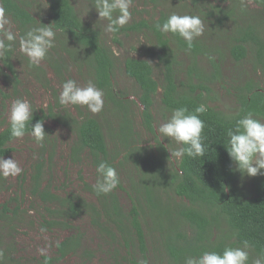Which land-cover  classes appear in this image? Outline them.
Segmentation results:
<instances>
[{"label":"rangeland","instance_id":"obj_1","mask_svg":"<svg viewBox=\"0 0 264 264\" xmlns=\"http://www.w3.org/2000/svg\"><path fill=\"white\" fill-rule=\"evenodd\" d=\"M28 12L44 26L50 25L49 0H19ZM81 23L95 30L104 47L110 51L114 61L113 88L118 97L128 101L125 111L117 109L104 95V108L99 114H93L85 106H61L58 102L61 84L67 79H74L78 84L84 85L91 79V74L83 61V49L73 41L57 32L55 47L49 51L47 58L38 66L42 72L38 73L29 64L26 56L19 52L18 39L20 32L18 26L11 17L6 16L12 31L18 33L17 48L14 51L12 64L15 77L4 68L0 60V131L9 124L10 105L16 98H26L32 104L35 112L46 110L50 107L56 116L44 123L45 133L48 135L43 146L38 145L34 138L25 135L22 140H14L10 147L13 150L3 159L15 158L18 160L23 172L16 177L4 178L0 176V264H39L43 257H57V244L80 233L83 249L91 251L93 257L88 264H128L125 248L118 247V243H109L94 227L93 217L81 214L70 222L73 229L61 226L49 228L44 226L45 221H50L46 208L50 205L43 203L39 197L32 193L34 181V168L36 162L45 160L44 174L40 179L41 189L49 188L55 195L63 198L67 195H77L88 203H96L94 195L86 191L85 184L90 187L96 183L97 173L88 154H83L77 161L72 158L71 147L76 140L75 131L64 122L63 116L80 120L84 117L95 119L104 135L107 150L114 157V164L119 175V186L112 193L117 197L119 207L124 215H128L133 205H136L139 220L145 236V256L147 264H169L165 253L164 234L170 231V225L177 218L175 206L184 205L186 202L174 194H160L155 189L156 197L152 198L155 208H151L146 202L144 188L152 181L157 183V173L152 169H146V163L156 159L158 150L157 142L167 149L168 161L165 167L172 170L177 167L179 161L170 157V152L178 145L169 138L161 137L157 127L164 123L171 115L161 104V89L153 97L151 112L154 121V135L149 134L141 124V107L139 106V89L134 81L124 71V61L134 57L150 62L153 67L154 79L162 83V67L155 55H152L156 41L150 28H142L140 31H126L127 28L139 23H146L151 27L162 16L166 18L173 12L184 15H199L204 21V34L193 41L203 53H193L192 50H178L174 36L166 35L170 39L171 47L177 51L176 57L179 63L177 70V83H184L190 67L197 72L211 77L215 73L216 64L219 75L209 78L205 82L208 91H202V100L205 105L231 115L238 108L237 95L244 93L247 84L258 86L264 91V67L254 61V56L248 53L247 57L236 62L230 55V38L240 25L232 21H226L221 26L218 24L220 15L216 7L227 8L229 4L222 0H133L130 9L132 19L116 33L105 31L107 21L100 20L94 7L95 0H69ZM235 18L240 23L253 25L264 39V3L258 4L255 0H235ZM1 8V5H0ZM210 12V14H209ZM236 30V34L241 35ZM181 41L183 40L180 38ZM184 41V40H183ZM185 42V41H184ZM18 43V44H17ZM186 43V42H185ZM116 47L120 55L112 54ZM70 51V52H69ZM72 53V54H71ZM72 55V56H71ZM63 59L65 65L56 71L51 65V58ZM1 57V55H0ZM86 58V57H85ZM84 58V59H85ZM211 59V60H210ZM198 80H194L197 83ZM180 85V84H179ZM242 90V91H241ZM47 107H44V105ZM123 118L132 124L130 140L143 151L136 156L139 165L134 164L132 157L125 158L126 149L119 137L120 125ZM262 120V119H261ZM74 128V127H73ZM145 158H150L147 162ZM127 159V160H126ZM236 180L235 187L245 198L251 197L258 180L263 175L248 177L242 174L234 166ZM264 171V170H262ZM152 196V195H151ZM169 200V201H168ZM171 202V203H170ZM6 207L8 212H3ZM16 210V212H14ZM45 220V221H44ZM57 221L62 222L61 219ZM41 229H45L41 231ZM219 234L228 236L227 243H234L231 232L224 222H221ZM108 242V243H107ZM238 247V246H233ZM44 250L42 255L40 250ZM249 264L258 258L249 249ZM3 253V258L1 257ZM133 255L140 259L137 245ZM82 254V250L79 255ZM78 254H69L56 264H79Z\"/></svg>","mask_w":264,"mask_h":264},{"label":"trees","instance_id":"obj_2","mask_svg":"<svg viewBox=\"0 0 264 264\" xmlns=\"http://www.w3.org/2000/svg\"><path fill=\"white\" fill-rule=\"evenodd\" d=\"M222 1H226L229 6L227 8L216 7L220 12L218 13L220 15L219 26L226 21H232L240 25L237 27V31L242 30L241 35L236 34L235 30L230 38V55L236 62H240L250 53L254 56V61L264 67V39L261 37V32H258L253 25L245 26V23L238 22L235 18V0ZM255 1L258 4L264 3V0ZM0 5L5 10L6 16L11 17L18 26V30L21 31L20 35H24L32 27L42 26L19 0H0ZM49 13L51 16L50 25L52 24L54 30L69 37L74 44L83 49L82 63L86 64L92 81L103 90L105 98L120 111H125L128 108V101L118 97L114 92L112 82L114 61L110 51L102 45L99 34L81 23L69 0H49ZM166 19V16H162L157 22L162 24ZM154 25L155 23L149 27L142 22L137 26L133 25L127 28L126 31L151 29V34L156 41L152 55H155L161 63L162 83L159 84L154 79L153 67L147 60L130 57L124 61L125 74L134 81L139 89L138 102L141 107L142 127L153 135L154 121L151 107L153 97L158 89L162 90L160 101L166 111L171 112L175 108L186 107L192 112L198 105L205 104L202 100V91H208L205 82L209 78L212 79L219 75L216 64L210 59L216 69L211 77L206 75L203 78L201 72L190 67L186 74V82L177 83V70L179 69L177 51L172 49L170 39L166 37L167 34L156 30ZM172 35L178 50L188 49L193 53H203L197 45L193 44L189 48L187 43L181 41V37ZM17 46L15 44L12 51L4 53L0 57L4 68L14 77L15 70L12 59ZM50 63L56 71L65 65L63 59L58 56L51 58ZM32 67L36 76H39L38 73L42 72L41 69L36 66ZM194 80H198L197 83ZM241 93L237 95L236 113L226 115L207 106V112L200 116L205 124L203 135L206 151L203 157L185 156L182 161L178 162L176 168L167 170L165 167L166 161H168L167 149L157 142L156 159L151 161V164L146 163L147 167L140 175V179L144 178L143 173L146 169H152L157 173V183L152 181L150 184L144 185L143 192L147 199L146 202L152 209L155 208L154 203L151 202L152 198L156 197L154 196L155 189L160 194L164 193V196L171 193L186 202L184 205L176 204V206L170 202L172 207L177 209V218L173 227L170 225L169 233L164 234L163 242L169 264H184L185 257L199 256L204 251L222 253L225 247H242L244 241L249 242L251 252L258 257H264V175L258 180L253 196L245 198L234 185L236 163L231 160L226 150L228 146L227 130L234 128L238 119L250 112L254 118L264 120V91L258 86L247 84L244 93ZM33 112L32 125L42 120L44 126L48 119L54 120V116H56L50 107L47 111L35 112L33 110ZM63 120L76 134V140L71 147L74 161H77L85 153L89 155L95 168L101 161H106L116 168L114 157L108 152L101 127L95 119L84 117L76 120L69 115H64ZM9 128L10 125L7 124L0 131V157L2 158L13 150L10 144L15 139L10 137ZM120 130L119 137L126 149L125 158L132 157L135 161L134 164L139 165L135 157L143 151L132 145L133 140H130L131 122L123 118ZM145 159L148 162L150 158ZM44 166L45 160L39 159L35 164L32 177L34 181L33 195L39 197L46 205H50L46 208L50 221L44 220V226L49 228L61 226L73 229L70 225L72 220L81 214L91 215L94 227L105 240L110 241L109 243L116 242L118 247L126 249L125 253L128 258H123L124 261L128 264H139L140 261H146L145 236L136 205L132 206L128 215H124L114 193L97 195L88 184H85L86 191L95 196V204L88 203L77 195L60 198L58 195L50 193L49 188L41 189L40 179L44 174ZM117 187L120 188L119 184ZM3 212H8L6 207H3ZM58 219L65 223H60L57 221ZM221 222H224L231 232L234 243H227L228 236L218 233ZM81 239L80 233L72 234L57 244V257H43L39 264H56L69 254L79 255L81 250L79 264H88L93 255L90 250L83 249ZM136 245L140 253V259L137 261L133 255ZM1 257L3 258L2 252Z\"/></svg>","mask_w":264,"mask_h":264},{"label":"clouds","instance_id":"obj_3","mask_svg":"<svg viewBox=\"0 0 264 264\" xmlns=\"http://www.w3.org/2000/svg\"><path fill=\"white\" fill-rule=\"evenodd\" d=\"M133 0H95V9L100 20L107 21L105 31L116 33L132 19L130 11ZM9 21L5 10L0 8V55L12 51L17 41L18 33L7 27ZM42 25V24H41ZM155 29L162 34H174L181 37L189 48L193 41L202 36L205 31L204 21L199 15H180L171 13L162 24L156 22ZM57 32L51 25L30 28L18 39L19 52L27 57L32 66H40L47 58L49 51L55 47ZM112 54L119 56L120 52L113 47ZM58 102L61 106H85L93 114H99L104 108V92L89 80L80 85L74 79H67L61 84ZM44 107H47L45 104ZM208 110L207 105L200 104L190 112L186 107H178L171 111L170 117L157 127L161 137L175 141L178 147L171 151L170 157L182 161L185 156L190 158L205 155L204 128L205 124L200 116ZM33 108L26 98L12 100L9 113L10 137L22 140L25 135L34 138L38 145L48 136L45 133L43 121L32 125ZM30 125V131H29ZM227 152L237 165L238 171L248 177L264 175V120L254 118L247 113L236 121L234 128L227 130ZM23 172L15 158L0 157V176L4 178L16 177ZM97 179L93 190L97 195L111 193L119 184V175L115 167L106 161H101L96 167ZM45 229H41L44 231ZM250 244L243 242L242 247H225L223 252L204 251L199 256L185 257L184 264H249ZM44 254V250H40ZM139 264H147L140 261ZM251 264H264V257H258Z\"/></svg>","mask_w":264,"mask_h":264}]
</instances>
